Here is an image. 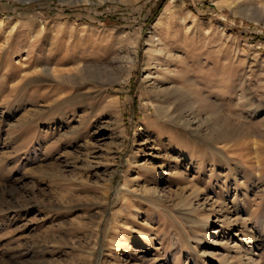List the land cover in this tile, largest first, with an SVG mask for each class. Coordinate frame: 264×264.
I'll return each mask as SVG.
<instances>
[{"label": "rangeland", "instance_id": "374dc122", "mask_svg": "<svg viewBox=\"0 0 264 264\" xmlns=\"http://www.w3.org/2000/svg\"><path fill=\"white\" fill-rule=\"evenodd\" d=\"M0 264H264V0H0Z\"/></svg>", "mask_w": 264, "mask_h": 264}, {"label": "bare ground", "instance_id": "6f19581e", "mask_svg": "<svg viewBox=\"0 0 264 264\" xmlns=\"http://www.w3.org/2000/svg\"><path fill=\"white\" fill-rule=\"evenodd\" d=\"M77 1V0H76ZM79 1V0H78ZM82 1H87V0H82ZM99 1H105V0H99ZM122 1V0H121Z\"/></svg>", "mask_w": 264, "mask_h": 264}]
</instances>
